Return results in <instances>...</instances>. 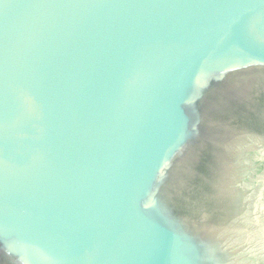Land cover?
I'll use <instances>...</instances> for the list:
<instances>
[{
  "label": "water",
  "instance_id": "water-1",
  "mask_svg": "<svg viewBox=\"0 0 264 264\" xmlns=\"http://www.w3.org/2000/svg\"><path fill=\"white\" fill-rule=\"evenodd\" d=\"M0 264H264V0H0Z\"/></svg>",
  "mask_w": 264,
  "mask_h": 264
}]
</instances>
